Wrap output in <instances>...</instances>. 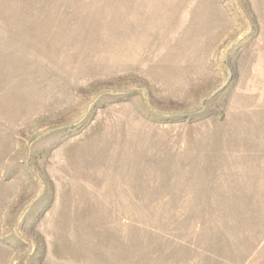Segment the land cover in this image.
Returning a JSON list of instances; mask_svg holds the SVG:
<instances>
[{
    "label": "rangeland",
    "instance_id": "obj_1",
    "mask_svg": "<svg viewBox=\"0 0 264 264\" xmlns=\"http://www.w3.org/2000/svg\"><path fill=\"white\" fill-rule=\"evenodd\" d=\"M0 264H264V0H0Z\"/></svg>",
    "mask_w": 264,
    "mask_h": 264
}]
</instances>
